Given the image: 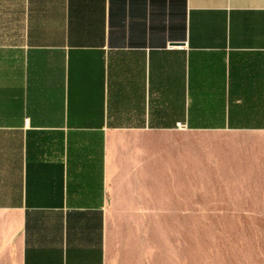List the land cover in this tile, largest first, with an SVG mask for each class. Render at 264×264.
Here are the masks:
<instances>
[{"label":"crops","instance_id":"obj_1","mask_svg":"<svg viewBox=\"0 0 264 264\" xmlns=\"http://www.w3.org/2000/svg\"><path fill=\"white\" fill-rule=\"evenodd\" d=\"M263 132L264 0H0V264L193 263L189 140Z\"/></svg>","mask_w":264,"mask_h":264},{"label":"rangeland","instance_id":"obj_2","mask_svg":"<svg viewBox=\"0 0 264 264\" xmlns=\"http://www.w3.org/2000/svg\"><path fill=\"white\" fill-rule=\"evenodd\" d=\"M189 141L200 147L189 264H264V132L199 134ZM183 193L186 201L191 187L184 184Z\"/></svg>","mask_w":264,"mask_h":264},{"label":"built area","instance_id":"obj_3","mask_svg":"<svg viewBox=\"0 0 264 264\" xmlns=\"http://www.w3.org/2000/svg\"><path fill=\"white\" fill-rule=\"evenodd\" d=\"M177 128H178V129H184L185 126H183L182 124H178Z\"/></svg>","mask_w":264,"mask_h":264}]
</instances>
